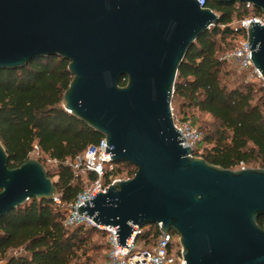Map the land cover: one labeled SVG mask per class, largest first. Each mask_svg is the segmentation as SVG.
I'll use <instances>...</instances> for the list:
<instances>
[{
  "label": "water",
  "instance_id": "obj_1",
  "mask_svg": "<svg viewBox=\"0 0 264 264\" xmlns=\"http://www.w3.org/2000/svg\"><path fill=\"white\" fill-rule=\"evenodd\" d=\"M215 1L251 3L264 15V0ZM218 20L196 0H0V70L47 57L69 62L63 109L106 140L113 163L136 169L77 208L115 228L120 247L133 226L162 223L179 237L186 264H264V169L192 156L171 118L178 68ZM246 36L264 81V26L251 22ZM55 194L38 160L10 168L0 142V218Z\"/></svg>",
  "mask_w": 264,
  "mask_h": 264
},
{
  "label": "trees",
  "instance_id": "obj_2",
  "mask_svg": "<svg viewBox=\"0 0 264 264\" xmlns=\"http://www.w3.org/2000/svg\"><path fill=\"white\" fill-rule=\"evenodd\" d=\"M205 6L216 12L219 20L186 52L176 73L171 104L177 114H182V121L194 126L198 120L194 112L211 119L200 127L196 125L202 133L203 147L193 156L223 169L240 170L251 165L264 169V87L251 82L235 86L224 81L228 72L220 60L233 40L243 34L229 25L249 17V10L238 2L206 0ZM260 14L254 10L253 15ZM68 64L60 57H47L22 69L0 70V142L8 165L15 168L23 164L36 145L37 160L44 167L46 160L56 162L57 181L53 183L62 205H73L83 188L68 163L102 138L63 109V94L72 80ZM125 84L126 79H121L119 85ZM120 167L131 169L127 178L136 172L127 163H112V170L103 177L106 184L116 180ZM46 171L52 179L54 175ZM86 178L97 179L91 173H86ZM66 216L67 211L53 201L29 199L1 217L0 261L77 264L86 255L92 234L100 231L84 225L68 229L64 226ZM257 224L264 229V216L258 218ZM157 237L158 230L151 225L135 242L141 240L149 247ZM14 250L21 253L8 255Z\"/></svg>",
  "mask_w": 264,
  "mask_h": 264
},
{
  "label": "built area",
  "instance_id": "obj_3",
  "mask_svg": "<svg viewBox=\"0 0 264 264\" xmlns=\"http://www.w3.org/2000/svg\"><path fill=\"white\" fill-rule=\"evenodd\" d=\"M200 8H208L205 6L206 0H196ZM247 10L253 7L251 3H241ZM255 9V8H254ZM213 11V10H212ZM214 12V11H213ZM217 14L216 12H214ZM261 13V12H260ZM218 15V14H217ZM258 23L260 26H264V15H252L246 17L240 21L232 23L234 29H240L243 34L233 40L230 48L220 58L223 62H228L241 72L245 73L249 78L253 79L261 86L264 87V81L261 73L257 70L251 60V51L249 50L246 29L250 26V23ZM213 26H210V28ZM224 28V26H221ZM171 118L174 128L181 134V138L185 141L187 147L191 149V155L197 150L196 145L202 140L201 131L189 122L179 123L170 105ZM108 149L106 140L101 138L97 143L90 144L86 147L84 152L77 156L69 165L72 167L75 177H80L82 174L91 173L94 174L97 179L95 181H88L82 191L77 195L76 201L73 205H62L60 198L55 194L52 201L67 211L66 220L64 226L68 229L84 225L88 227H94L105 235V251L104 257L100 264H186L181 253V246L178 249L177 257H173L170 253L172 245H174V238L172 232L167 234L162 232V223L154 224L158 230V237L154 245L147 247L145 244L143 248L136 245V238L139 234L145 232L147 227L137 228L133 231L132 235L128 239V248L120 247L117 244L115 228L111 226L97 225L92 219L87 216H80L77 213V208L84 202H90V200L99 192L104 193L110 184H106L103 177L107 171L112 170V155L106 153ZM33 153L39 154V148L34 145ZM241 169H245L241 167Z\"/></svg>",
  "mask_w": 264,
  "mask_h": 264
},
{
  "label": "rangeland",
  "instance_id": "obj_4",
  "mask_svg": "<svg viewBox=\"0 0 264 264\" xmlns=\"http://www.w3.org/2000/svg\"><path fill=\"white\" fill-rule=\"evenodd\" d=\"M254 10H255L254 8L249 10V16L254 14ZM235 22H233V23H235ZM223 70L225 72H228V74L224 77L223 80L226 82H229L231 85L236 86V85H239V84H242L245 82H251V83L256 84L257 86L263 87L259 83L254 81L253 79L249 78L245 73L241 72L240 70H238L237 68H235L234 66H232L228 62H224ZM173 106L171 104L172 112H173L176 120L179 123H184L185 121L181 120L182 114H177L178 110L176 109L175 106H174L175 108ZM175 109L177 112L175 111ZM194 117L196 119H198L196 122V125H198L199 127L202 125V122L211 121L210 117H208L207 115H202V114H199L197 112H194ZM196 147H197V149H199L203 146L201 143H198L196 145ZM195 157H200V156H195ZM29 158H33V159L37 160L39 158V155L32 152L29 155ZM69 163H71V162H69ZM44 164H45L46 170H48L51 175L56 174V162L55 161L46 160ZM242 167L243 168H256L254 165H251L249 167H245V166H242ZM130 170L131 169H129L127 167L126 168L120 167L119 175L116 177V180L130 179V178H127L128 172ZM51 180H52V182L57 181L56 175H54ZM80 180H81V186L82 187L86 183H88V180L86 178V174H82L80 176ZM87 227L88 226H85V228H87ZM172 233H173V238H174V245H172V249H171L170 253H172L173 257L175 258L178 255V249L180 246L178 245V236L174 232H172ZM136 245L143 248L144 244L141 242V240H137ZM149 245H151V244H149ZM105 246H106V243H105V236H104L103 232L100 231V233H93L92 236L90 237L89 244H88L87 249H86V255L82 256L78 260L77 264H100V262L102 261V259L104 257ZM20 253L21 252H19L18 250H14V251H10L8 255L17 256ZM0 264H4V262L0 261Z\"/></svg>",
  "mask_w": 264,
  "mask_h": 264
}]
</instances>
